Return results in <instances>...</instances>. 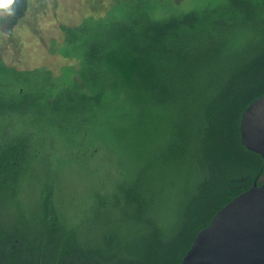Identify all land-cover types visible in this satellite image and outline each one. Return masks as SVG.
<instances>
[{"label": "trees", "instance_id": "trees-1", "mask_svg": "<svg viewBox=\"0 0 264 264\" xmlns=\"http://www.w3.org/2000/svg\"><path fill=\"white\" fill-rule=\"evenodd\" d=\"M190 3L62 26L79 66L59 77L0 61V264H182L259 183L241 123L264 97V0Z\"/></svg>", "mask_w": 264, "mask_h": 264}, {"label": "water", "instance_id": "water-1", "mask_svg": "<svg viewBox=\"0 0 264 264\" xmlns=\"http://www.w3.org/2000/svg\"><path fill=\"white\" fill-rule=\"evenodd\" d=\"M241 128L243 145L264 158V97L244 113ZM182 264H264V176L198 234Z\"/></svg>", "mask_w": 264, "mask_h": 264}, {"label": "rangeland", "instance_id": "rangeland-1", "mask_svg": "<svg viewBox=\"0 0 264 264\" xmlns=\"http://www.w3.org/2000/svg\"><path fill=\"white\" fill-rule=\"evenodd\" d=\"M118 1L21 0L25 12L12 31L0 32V61L20 71L45 68L55 77L61 76L64 68L79 66L78 61L57 52L65 41L61 27H77L89 17L102 18ZM190 1L174 0L176 5L185 7ZM69 184L77 194L81 188L78 181L72 178Z\"/></svg>", "mask_w": 264, "mask_h": 264}, {"label": "flooded vegetation", "instance_id": "flooded-vegetation-1", "mask_svg": "<svg viewBox=\"0 0 264 264\" xmlns=\"http://www.w3.org/2000/svg\"><path fill=\"white\" fill-rule=\"evenodd\" d=\"M25 12L24 7L22 5L21 0H17V4L15 6V14L14 15H1L0 14V32L7 33L12 31V28L15 26L17 21L20 19L21 15Z\"/></svg>", "mask_w": 264, "mask_h": 264}, {"label": "clouds", "instance_id": "clouds-1", "mask_svg": "<svg viewBox=\"0 0 264 264\" xmlns=\"http://www.w3.org/2000/svg\"><path fill=\"white\" fill-rule=\"evenodd\" d=\"M16 4L17 0H0V14L14 15Z\"/></svg>", "mask_w": 264, "mask_h": 264}]
</instances>
